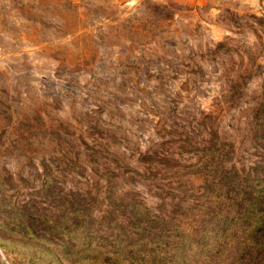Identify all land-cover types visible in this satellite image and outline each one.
Instances as JSON below:
<instances>
[{
    "label": "rangeland",
    "instance_id": "rangeland-1",
    "mask_svg": "<svg viewBox=\"0 0 264 264\" xmlns=\"http://www.w3.org/2000/svg\"><path fill=\"white\" fill-rule=\"evenodd\" d=\"M0 264H264V0H0Z\"/></svg>",
    "mask_w": 264,
    "mask_h": 264
},
{
    "label": "crops",
    "instance_id": "crops-1",
    "mask_svg": "<svg viewBox=\"0 0 264 264\" xmlns=\"http://www.w3.org/2000/svg\"><path fill=\"white\" fill-rule=\"evenodd\" d=\"M179 1L183 2V0H179ZM197 1H200V0H185V2H187V3H195Z\"/></svg>",
    "mask_w": 264,
    "mask_h": 264
}]
</instances>
